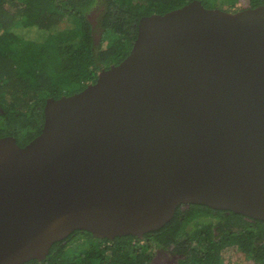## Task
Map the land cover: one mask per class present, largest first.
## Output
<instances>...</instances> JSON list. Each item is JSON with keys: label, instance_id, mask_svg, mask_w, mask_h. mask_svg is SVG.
Masks as SVG:
<instances>
[{"label": "water", "instance_id": "1", "mask_svg": "<svg viewBox=\"0 0 264 264\" xmlns=\"http://www.w3.org/2000/svg\"><path fill=\"white\" fill-rule=\"evenodd\" d=\"M44 112L26 145L0 136V264L76 228L143 237L182 203L264 219V3L144 15L122 61Z\"/></svg>", "mask_w": 264, "mask_h": 264}, {"label": "trees", "instance_id": "2", "mask_svg": "<svg viewBox=\"0 0 264 264\" xmlns=\"http://www.w3.org/2000/svg\"><path fill=\"white\" fill-rule=\"evenodd\" d=\"M190 1L0 0V136L11 135L26 145L42 131L48 97L78 92L94 82L100 70L122 61L142 16ZM222 1L229 5L217 6L223 9L238 1V9L264 3ZM93 10L95 26L89 14ZM19 26L38 27L44 35L25 37L14 29ZM158 248L176 253L177 263L172 264H224V250L229 248L254 264H264V219L182 203L165 224L143 237H98L76 228L56 240L46 258L20 264H155Z\"/></svg>", "mask_w": 264, "mask_h": 264}, {"label": "rangeland", "instance_id": "3", "mask_svg": "<svg viewBox=\"0 0 264 264\" xmlns=\"http://www.w3.org/2000/svg\"><path fill=\"white\" fill-rule=\"evenodd\" d=\"M205 4L209 7H228L229 5H223V1L222 0H204ZM241 1H238L236 4L234 5L235 8H240L242 6ZM234 8V9H235ZM228 9V8H225ZM228 10H231L230 8ZM90 16H92L93 18L96 17V13L95 10L90 11L89 12ZM18 33L22 34L25 37H30V38H42L43 37V31L38 29V27L35 26H30V27H16L14 28ZM82 243L81 245L84 246V242H80ZM168 256V255H167ZM247 255H243L241 254L239 251H234V250H230L226 249L224 250V264H254L253 260L248 258ZM157 262H155V264H168V258H166V256H164V253H159V255L157 256Z\"/></svg>", "mask_w": 264, "mask_h": 264}, {"label": "flooded vegetation", "instance_id": "4", "mask_svg": "<svg viewBox=\"0 0 264 264\" xmlns=\"http://www.w3.org/2000/svg\"><path fill=\"white\" fill-rule=\"evenodd\" d=\"M186 206H188V205H186ZM159 253H164V256H166V258H168V264H172V263H177V261H176V253H173V252H171V250L170 251H161L160 250V248H158L157 250H156V256H155V259H154V262L156 261L157 262V256L159 255ZM168 255V256H167Z\"/></svg>", "mask_w": 264, "mask_h": 264}, {"label": "clouds", "instance_id": "5", "mask_svg": "<svg viewBox=\"0 0 264 264\" xmlns=\"http://www.w3.org/2000/svg\"><path fill=\"white\" fill-rule=\"evenodd\" d=\"M235 5H237V4H235ZM235 7L233 6L232 8H230L231 9V11H236V10H239L238 8H235Z\"/></svg>", "mask_w": 264, "mask_h": 264}]
</instances>
